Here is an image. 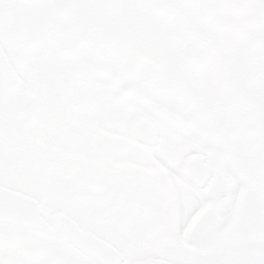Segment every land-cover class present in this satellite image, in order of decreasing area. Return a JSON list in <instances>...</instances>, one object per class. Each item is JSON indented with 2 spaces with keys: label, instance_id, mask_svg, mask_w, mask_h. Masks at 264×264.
Instances as JSON below:
<instances>
[{
  "label": "rangeland",
  "instance_id": "374dc122",
  "mask_svg": "<svg viewBox=\"0 0 264 264\" xmlns=\"http://www.w3.org/2000/svg\"><path fill=\"white\" fill-rule=\"evenodd\" d=\"M138 118L157 127L156 149L132 139ZM192 154L214 169L205 206L220 229L209 237L232 238L241 260L264 264V0H0L2 185L85 221L106 222L100 208L120 222L139 207L129 220L150 230L158 220L146 210L176 196L166 161ZM180 175L178 165L182 204H200Z\"/></svg>",
  "mask_w": 264,
  "mask_h": 264
},
{
  "label": "flooded vegetation",
  "instance_id": "af4514ba",
  "mask_svg": "<svg viewBox=\"0 0 264 264\" xmlns=\"http://www.w3.org/2000/svg\"><path fill=\"white\" fill-rule=\"evenodd\" d=\"M158 11L162 14L163 8L158 7ZM196 67L206 72L210 68L209 64L203 60ZM214 72L213 74L217 78L221 77V80L231 74L220 70H214ZM234 75L238 76L239 73H234ZM235 90L239 91L240 86L237 85ZM242 121L245 124L248 123L247 118L242 119ZM210 136L213 137V135ZM159 138L161 139L160 133ZM136 143L153 150L161 142L159 141L155 146H148L138 141ZM138 159L144 167L148 164V159L145 160L140 157ZM186 159H184L182 165L175 158L171 159L173 163H167L166 161L169 177L167 187L173 190L176 196H174L173 205L171 206H151V209L146 210L148 213L155 215L154 217L158 220L157 223L155 222V227L150 230L145 227L144 222L137 223L129 220V218L134 219V216H129L130 213L133 215L144 213L139 207L126 208L125 215L122 216L120 222L113 220L114 216L111 212L106 216L100 215V208L95 213L96 218L104 219L106 222L102 223L98 219L85 221L82 213L77 215L65 208H57L40 197L12 189L0 183L6 188L24 192L26 195L36 198L43 210L42 217L49 228L47 232H42L0 223V264H99L72 243L67 242L65 227L63 226L66 221H70L85 234H89L112 247L117 253V258L121 261V264H138L152 259H160L173 264H251L250 261L241 260L235 254L236 243L234 239L225 237V241L219 240V243H217V241L214 242L215 238L209 237V233L215 235L220 229L217 223H210L207 220L210 209L207 205V207L205 206L209 203V198L205 193L213 181L214 169L207 158L206 163L212 168L213 173L211 178L205 182L203 188H200L183 174ZM160 161L157 160V166ZM162 161L165 160L162 159ZM178 165H180V177L194 188V192L197 194L196 197L204 199L200 204L188 206L182 204L185 199L180 194L183 193L184 189L180 190L175 185ZM143 173L147 175V179L144 181L146 185H151L154 190L160 187L159 181L155 179L153 169H142L141 174L144 175ZM137 175H140V171H137ZM139 179H129L128 187L133 182L138 183ZM177 197L181 205L177 204ZM105 223L106 225H104ZM161 224L163 226H159ZM162 231L166 234L171 233L172 237L161 239ZM227 233L230 234V231L228 230ZM227 233L225 234L227 235ZM153 242H156L157 247H150ZM226 245L229 247H226Z\"/></svg>",
  "mask_w": 264,
  "mask_h": 264
},
{
  "label": "water",
  "instance_id": "95a60500",
  "mask_svg": "<svg viewBox=\"0 0 264 264\" xmlns=\"http://www.w3.org/2000/svg\"><path fill=\"white\" fill-rule=\"evenodd\" d=\"M200 63V62H199ZM158 113L169 119L179 128H185L186 122L177 114L167 109H157ZM130 133L134 140L148 146H155L159 142L157 127L146 118L136 119ZM207 158L203 154L189 156L183 168L184 176L195 185L203 188L205 182L212 176V168L206 163ZM43 210L36 198L6 188L0 185V223L28 230L47 232L49 230L43 217ZM60 221V220H59ZM65 238L76 248L87 254L99 264H121L117 253L112 247L101 242L99 239L85 234L70 221L63 223ZM138 264H173L160 259H152Z\"/></svg>",
  "mask_w": 264,
  "mask_h": 264
},
{
  "label": "bare ground",
  "instance_id": "6f19581e",
  "mask_svg": "<svg viewBox=\"0 0 264 264\" xmlns=\"http://www.w3.org/2000/svg\"><path fill=\"white\" fill-rule=\"evenodd\" d=\"M193 60H195V57H194V55H193Z\"/></svg>",
  "mask_w": 264,
  "mask_h": 264
}]
</instances>
